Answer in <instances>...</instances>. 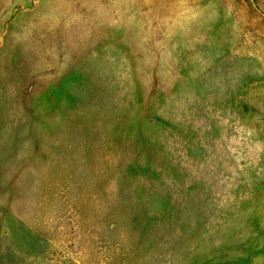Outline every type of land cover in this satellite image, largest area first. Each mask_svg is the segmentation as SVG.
<instances>
[{
	"label": "rangeland",
	"instance_id": "374dc122",
	"mask_svg": "<svg viewBox=\"0 0 264 264\" xmlns=\"http://www.w3.org/2000/svg\"><path fill=\"white\" fill-rule=\"evenodd\" d=\"M0 264H264V0H0Z\"/></svg>",
	"mask_w": 264,
	"mask_h": 264
}]
</instances>
